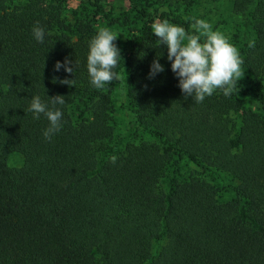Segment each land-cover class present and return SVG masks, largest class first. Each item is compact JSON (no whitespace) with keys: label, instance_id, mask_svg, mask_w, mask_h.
Instances as JSON below:
<instances>
[{"label":"trees","instance_id":"obj_1","mask_svg":"<svg viewBox=\"0 0 264 264\" xmlns=\"http://www.w3.org/2000/svg\"><path fill=\"white\" fill-rule=\"evenodd\" d=\"M211 15L230 24L244 76L196 103L151 25L198 34ZM101 28L121 58L97 89L87 56ZM65 59L74 74L54 70ZM37 95L65 99L50 140L28 111ZM0 264H264V0H0Z\"/></svg>","mask_w":264,"mask_h":264},{"label":"clouds","instance_id":"obj_2","mask_svg":"<svg viewBox=\"0 0 264 264\" xmlns=\"http://www.w3.org/2000/svg\"><path fill=\"white\" fill-rule=\"evenodd\" d=\"M151 28L158 45L167 48V59L171 62V70L178 78V87L185 98L192 97L194 102L202 103L206 96H212L217 89L225 97L239 91L238 81L244 76L243 60L236 47L221 32L213 31L210 23L196 19L192 28L198 34L186 32L184 27L168 20H156ZM32 33L37 42H44L45 32L39 21ZM117 38L118 34L108 28H101L89 43L87 71L90 83L97 89H104L114 80H119V74L114 71L121 58V50L114 43ZM249 47H254V43ZM62 67L65 72L74 74L77 62L65 59L62 64L57 61L54 70L59 71ZM164 70L157 57L150 66L148 78L152 79ZM59 82L74 85V79L65 78ZM48 100L46 104L40 96H33L28 108L34 119H40L43 114L49 121V126L43 131L46 140H50L62 128L63 112L57 105L65 104L63 95L48 97ZM115 161L116 157H113L112 162Z\"/></svg>","mask_w":264,"mask_h":264},{"label":"rangeland","instance_id":"obj_3","mask_svg":"<svg viewBox=\"0 0 264 264\" xmlns=\"http://www.w3.org/2000/svg\"><path fill=\"white\" fill-rule=\"evenodd\" d=\"M79 0H68V6H69V9L72 10L74 8H76L77 4H78ZM115 5H116V8L117 9H120V7H125L124 4H122L120 1H115ZM226 8L227 6L226 5H222L221 6V12L222 13H225L226 12ZM225 16V15H224ZM227 17V16H225ZM221 19V18H220ZM221 21V20H220ZM217 22L215 17L211 15L210 17V20L209 21H206L208 23H210L212 25V30L213 31H219L221 32L227 39L228 41L230 42L229 40V33H230V30L231 28H229L228 26H230V24L228 25H221V22ZM216 24L217 27H214ZM192 27V26H191ZM234 46V45H233ZM20 162V159L19 157H12L10 160H9V164L11 165H18ZM208 180L213 184V185H216L217 184V181L214 180L213 178L211 177H208Z\"/></svg>","mask_w":264,"mask_h":264}]
</instances>
